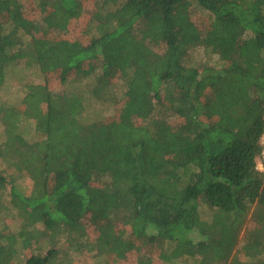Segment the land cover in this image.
I'll return each instance as SVG.
<instances>
[{
	"label": "trees",
	"instance_id": "obj_1",
	"mask_svg": "<svg viewBox=\"0 0 264 264\" xmlns=\"http://www.w3.org/2000/svg\"><path fill=\"white\" fill-rule=\"evenodd\" d=\"M33 69L0 105V264H264V0H0V87Z\"/></svg>",
	"mask_w": 264,
	"mask_h": 264
},
{
	"label": "rangeland",
	"instance_id": "obj_2",
	"mask_svg": "<svg viewBox=\"0 0 264 264\" xmlns=\"http://www.w3.org/2000/svg\"><path fill=\"white\" fill-rule=\"evenodd\" d=\"M200 18L205 20V21L207 20V19H205L206 16L204 13L200 14ZM190 54L192 56L193 61H199V62L205 63V61L207 60L211 66H214V65L216 66V62L218 60V57L216 56L215 60H212V58H214V57L208 56L206 48L203 47L202 45H199L196 48H194L192 51H190ZM209 57L211 58L210 60H209ZM40 80H41V77L39 75V72L34 70V69H33V71H31L29 78H27V77L23 78L19 74L14 79L9 78L7 80V82L5 83V85L0 87V105H3V104H6V105L17 104L18 105L22 101L23 97L26 96V93H27L26 84H27V82L29 81V82L38 83ZM102 107H105V105H103ZM105 108H106V110L102 111L103 114H105L109 117L115 115V111H113L112 109H109L108 107H105ZM32 123L34 124L33 119H31V120L25 119L23 122H20V126H21V128L27 129V128H29V126ZM29 133L23 132L22 136L24 138L27 137L28 139H31V137L29 136ZM3 134H4V125H0V138L3 137ZM262 141H264V135L262 137ZM258 162H259V167H260V161H258ZM22 183L25 187L24 189L27 190L26 192L31 191L30 190L31 189V180L28 177H25L22 180ZM11 217L12 218L7 217L5 214H1L0 223L2 225H8L9 228H11V229L13 228L15 230L16 228H18L20 226L21 219L16 217V216H11ZM249 223H250L249 220H247L246 226L243 229L242 233L240 234V244L238 245V247H241L244 243L243 237H245L246 227L249 228V226H250ZM95 236H96V234H95ZM58 243H61V241H59ZM63 245H64V242H63ZM28 251H30V250H28ZM66 251L68 252L69 250L66 249ZM95 253H96V251H92L88 256H81V255H76L75 253H73L70 250L66 257L67 258L72 257L74 260L73 262L75 264H92L94 262L100 261L99 259H101V258H98L97 256H95ZM129 261H130V259H129Z\"/></svg>",
	"mask_w": 264,
	"mask_h": 264
},
{
	"label": "built area",
	"instance_id": "obj_3",
	"mask_svg": "<svg viewBox=\"0 0 264 264\" xmlns=\"http://www.w3.org/2000/svg\"><path fill=\"white\" fill-rule=\"evenodd\" d=\"M262 144L264 146V141H262ZM262 160H264V147H263V151H262ZM261 170H264V161L260 162V167Z\"/></svg>",
	"mask_w": 264,
	"mask_h": 264
}]
</instances>
